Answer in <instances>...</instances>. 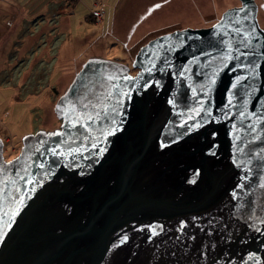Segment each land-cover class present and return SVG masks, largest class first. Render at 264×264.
Returning <instances> with one entry per match:
<instances>
[{"label": "water", "instance_id": "obj_1", "mask_svg": "<svg viewBox=\"0 0 264 264\" xmlns=\"http://www.w3.org/2000/svg\"><path fill=\"white\" fill-rule=\"evenodd\" d=\"M131 65L87 59L59 127L10 160L0 138V264H264L255 0L152 37Z\"/></svg>", "mask_w": 264, "mask_h": 264}, {"label": "rangeland", "instance_id": "obj_2", "mask_svg": "<svg viewBox=\"0 0 264 264\" xmlns=\"http://www.w3.org/2000/svg\"><path fill=\"white\" fill-rule=\"evenodd\" d=\"M264 26V0H255ZM240 0H0V138L16 157L22 138L53 130L54 106L92 57L131 65L139 47L176 28L213 24ZM102 7V15L93 14Z\"/></svg>", "mask_w": 264, "mask_h": 264}, {"label": "snow or ice", "instance_id": "obj_3", "mask_svg": "<svg viewBox=\"0 0 264 264\" xmlns=\"http://www.w3.org/2000/svg\"><path fill=\"white\" fill-rule=\"evenodd\" d=\"M163 70V69H162ZM149 71H151V69H149ZM212 83H215V81L213 80L212 81ZM122 95H130L129 93H123ZM119 102V101H118ZM229 104H231V99H229ZM197 126H199V125H197ZM111 134V133H110ZM235 196H236V194L235 193H233V197L235 198ZM156 233H155V230H153V235H155ZM124 240L126 241L127 240V237L125 236L124 237Z\"/></svg>", "mask_w": 264, "mask_h": 264}, {"label": "built area", "instance_id": "obj_4", "mask_svg": "<svg viewBox=\"0 0 264 264\" xmlns=\"http://www.w3.org/2000/svg\"><path fill=\"white\" fill-rule=\"evenodd\" d=\"M102 7H100V8H95L94 10H93V14L95 15V16H97V17H99V16H101L102 15Z\"/></svg>", "mask_w": 264, "mask_h": 264}, {"label": "flooded vegetation", "instance_id": "obj_5", "mask_svg": "<svg viewBox=\"0 0 264 264\" xmlns=\"http://www.w3.org/2000/svg\"><path fill=\"white\" fill-rule=\"evenodd\" d=\"M240 4V3H239ZM239 4H237V5H239ZM257 20H258V22H259V25L262 27V28H264V26L263 25H261V22H260V20H259V17H258V12H257Z\"/></svg>", "mask_w": 264, "mask_h": 264}]
</instances>
